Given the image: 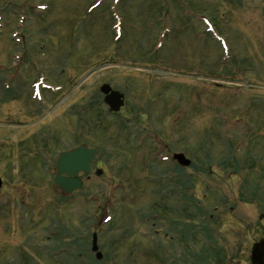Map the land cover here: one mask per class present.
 I'll list each match as a JSON object with an SVG mask.
<instances>
[{
	"label": "rangeland",
	"instance_id": "obj_1",
	"mask_svg": "<svg viewBox=\"0 0 264 264\" xmlns=\"http://www.w3.org/2000/svg\"><path fill=\"white\" fill-rule=\"evenodd\" d=\"M81 144L66 195L55 161ZM0 176V264H252L264 0H0Z\"/></svg>",
	"mask_w": 264,
	"mask_h": 264
},
{
	"label": "water",
	"instance_id": "obj_2",
	"mask_svg": "<svg viewBox=\"0 0 264 264\" xmlns=\"http://www.w3.org/2000/svg\"><path fill=\"white\" fill-rule=\"evenodd\" d=\"M101 91L105 94V102L112 111H119L124 104V94L112 89L110 84H103ZM95 158V148H89L84 145L77 146L71 150H65L60 153L56 161V176L54 182L65 194H71L81 188L82 180L79 177L80 172H90V164ZM174 158L183 166L191 163V160L184 153H175ZM2 179L0 178V186ZM93 249L97 247V237L94 235ZM102 254L97 253L100 259ZM252 264H264V238L253 244L251 250Z\"/></svg>",
	"mask_w": 264,
	"mask_h": 264
},
{
	"label": "flooded vegetation",
	"instance_id": "obj_3",
	"mask_svg": "<svg viewBox=\"0 0 264 264\" xmlns=\"http://www.w3.org/2000/svg\"><path fill=\"white\" fill-rule=\"evenodd\" d=\"M71 148V147H70ZM70 148H68V149H70ZM96 159H97V154H96V158H95V160L92 162V164H91V171L90 172H92L93 171V165H94V163L96 162ZM190 167V166H189ZM80 175H83L82 173L80 174ZM188 188V187H187ZM189 189V188H188ZM191 202V200H189V203ZM188 204V203H187ZM191 204V203H190Z\"/></svg>",
	"mask_w": 264,
	"mask_h": 264
}]
</instances>
